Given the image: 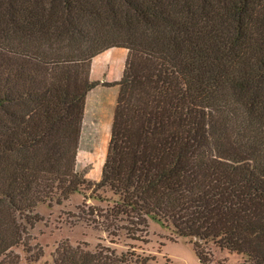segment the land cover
<instances>
[{
  "label": "trees",
  "instance_id": "trees-1",
  "mask_svg": "<svg viewBox=\"0 0 264 264\" xmlns=\"http://www.w3.org/2000/svg\"><path fill=\"white\" fill-rule=\"evenodd\" d=\"M125 49L99 181L76 169L95 57ZM103 204L109 235L156 221L202 262L264 264V0H0V264H38L40 203ZM96 212H98L96 210ZM97 228V227H96ZM60 242L52 264H152Z\"/></svg>",
  "mask_w": 264,
  "mask_h": 264
},
{
  "label": "rangeland",
  "instance_id": "rangeland-1",
  "mask_svg": "<svg viewBox=\"0 0 264 264\" xmlns=\"http://www.w3.org/2000/svg\"><path fill=\"white\" fill-rule=\"evenodd\" d=\"M105 58L102 56L93 63L91 80L101 84L88 96L76 158V169L92 182L99 181L101 177L118 92V87L102 83L118 81L125 63L121 54H114L108 61ZM107 66H110L109 70ZM83 200L81 193H74L61 202L40 203L37 206L34 214H38L39 220L29 228V233L31 244L42 247L44 252L38 264H52V254L64 240L73 245L87 243L91 250L101 244L116 249L117 253L134 251L153 258L152 264H243L246 260L243 254L209 245L202 249L209 262H202L188 239L174 237L169 229L152 220L147 228L136 234L138 240L128 239L122 233L119 237L109 235L106 227L116 232L117 226L114 224L109 228V223L102 217L105 206L93 200L83 204ZM14 252L21 255L22 263L31 264L27 262V254L22 248H16Z\"/></svg>",
  "mask_w": 264,
  "mask_h": 264
},
{
  "label": "crops",
  "instance_id": "crops-1",
  "mask_svg": "<svg viewBox=\"0 0 264 264\" xmlns=\"http://www.w3.org/2000/svg\"><path fill=\"white\" fill-rule=\"evenodd\" d=\"M116 52H118V53H116ZM110 54V55H109ZM114 54L115 55H117V54H121V57H123L124 59V62H125V59H126V56H127V50H125V49H110V50H107V51H105V52H103L102 54H100L99 56H97V57H95L94 59H93V61H92V66H91V73H92V69H93V63H94V61H97L98 60V58H100V57H102V56H106V58H105V60H109L110 59V57L111 58H113L114 57ZM107 60V61H108ZM107 61L104 63V64H106L107 63ZM98 62V61H97ZM97 67H99V66H97ZM108 68H107V70H109L110 68V66H107ZM99 86H97L95 89H97ZM94 89V90H95ZM93 90V91H94ZM92 93V91L88 94V96L90 95ZM88 96H87V100H86V107H87V104H88ZM85 114H86V108H85ZM84 117H85V115H84Z\"/></svg>",
  "mask_w": 264,
  "mask_h": 264
}]
</instances>
